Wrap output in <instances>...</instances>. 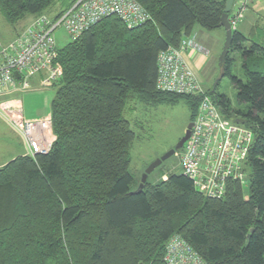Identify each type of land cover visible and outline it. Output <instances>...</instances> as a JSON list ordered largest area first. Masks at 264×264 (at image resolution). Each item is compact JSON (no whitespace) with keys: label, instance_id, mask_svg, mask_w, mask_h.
Returning <instances> with one entry per match:
<instances>
[{"label":"trees","instance_id":"trees-1","mask_svg":"<svg viewBox=\"0 0 264 264\" xmlns=\"http://www.w3.org/2000/svg\"><path fill=\"white\" fill-rule=\"evenodd\" d=\"M57 1L0 0V14L14 28ZM134 1L150 22L128 29L109 17L58 49L52 150L0 167V264H164L173 236L204 264H264V48L245 47L249 40L233 32L223 77L231 81L237 108L201 84L226 119L252 132L244 163L248 200L239 182H228L224 196L211 199L182 174L153 185L148 176L143 190L131 193L135 134L125 107L185 100L194 121L201 96L159 91L157 59L196 28L222 30L225 3ZM230 53L240 54L244 81L232 75Z\"/></svg>","mask_w":264,"mask_h":264},{"label":"built area","instance_id":"built-area-1","mask_svg":"<svg viewBox=\"0 0 264 264\" xmlns=\"http://www.w3.org/2000/svg\"><path fill=\"white\" fill-rule=\"evenodd\" d=\"M244 4L229 16L231 30L242 20ZM116 17L128 29L140 27L151 17L134 0H74L66 9L48 16L34 17L12 41L0 43V118L23 140L26 156L47 155L55 136L50 116L25 119L21 108L10 98L39 87L53 88L61 78L55 33L63 29L70 41L77 39L103 19ZM191 39H184L178 49L168 48L157 59L156 88L177 95H199L197 113L187 141L178 152V167L194 188L211 199H220L228 182H246L244 163L253 141L252 132L226 119L201 83L181 57L192 49ZM18 75L17 79L15 75ZM164 264H204L202 258L180 237L173 236L166 246Z\"/></svg>","mask_w":264,"mask_h":264},{"label":"rangeland","instance_id":"rangeland-1","mask_svg":"<svg viewBox=\"0 0 264 264\" xmlns=\"http://www.w3.org/2000/svg\"><path fill=\"white\" fill-rule=\"evenodd\" d=\"M70 1L71 0H58L45 12V14L49 16L60 12L64 7L68 6ZM234 12L235 10L232 11V14ZM31 18V16H26L24 20L12 28L5 23L0 14V43L12 41L24 30ZM199 31L207 35L212 42L213 39H217L219 35L217 30L207 32L199 28ZM259 37L260 34L256 33L248 39V42H250V44L252 42L256 44ZM55 39L59 49L64 48L70 42V38H68L63 29L56 31ZM223 43L224 40L222 39L218 44L220 53L222 52ZM229 56L232 60V75L244 81L240 54L230 53ZM261 62L264 63V58L261 59ZM202 83L205 90L212 91L214 89L216 94L228 98L231 107L237 108L235 103L236 93L231 86V81L227 77H220L217 61L214 64L212 72L203 78ZM47 93L50 95V98L54 96V90L52 89L47 90ZM14 106L18 107L16 105ZM189 113V108L185 100H177L174 103H164L158 106L146 105L137 101L136 103L133 102L126 105L123 116L129 122L135 134V140L130 150V164L128 169V173L133 181L131 193L137 190L142 175L148 165L174 148L183 137L187 125L191 123L189 122ZM21 116H23L22 108ZM12 131L14 130L0 118V164L10 160L9 158L15 156V154H18V148L22 150L21 137ZM180 151H177L174 156L163 162L149 175V184H156L169 174H181L177 159V154ZM19 154H21V152ZM248 181L249 180L242 184V195L245 200L249 198Z\"/></svg>","mask_w":264,"mask_h":264},{"label":"crops","instance_id":"crops-1","mask_svg":"<svg viewBox=\"0 0 264 264\" xmlns=\"http://www.w3.org/2000/svg\"><path fill=\"white\" fill-rule=\"evenodd\" d=\"M241 3L244 4L245 11L242 20L237 25L236 32L245 36L247 39H250L256 33H259L260 37L256 44L264 48V0H235L232 11L236 10ZM54 14L49 16H53ZM32 20L33 18H31L27 26ZM217 32L219 35L217 39H213L212 42L207 35L199 31V28H196L190 38L194 43V47L181 54L187 67L192 71L193 75L201 84H203V78L212 72L217 57L220 55L218 44L222 39H225L223 30H217ZM249 44L250 42H247L245 47H248ZM39 82V79H32L31 84L33 89L26 93L13 94L8 98V100L10 99L14 105L22 108L25 119H37L43 116H50V104L54 96L50 98L47 90L54 89L40 88ZM20 140L22 143V150L18 148V154H15V156L9 158L10 160L0 164V167L6 165V163H9L17 157L26 156L24 142L21 138ZM20 152L21 154H19Z\"/></svg>","mask_w":264,"mask_h":264},{"label":"water","instance_id":"water-1","mask_svg":"<svg viewBox=\"0 0 264 264\" xmlns=\"http://www.w3.org/2000/svg\"><path fill=\"white\" fill-rule=\"evenodd\" d=\"M235 0H225L224 3V9L220 18V23L218 25V28H221L224 31L225 34V39L223 43V48L222 52L220 53L217 62H218V70L220 73V77H223L224 75V67H225V58L230 50L231 47V41L233 37V31L230 28V24L228 22L229 14L231 13L232 7L234 5ZM15 77L18 79L19 76L16 74ZM192 123H189L185 129L183 137L178 141V143L175 145L174 148L169 150L167 153H165L163 156L160 158L156 159L153 161L148 167L145 169L142 179L140 181V185L138 186L137 190L134 193H140L144 185L147 181L148 176L153 173L155 169H157L163 162L167 161L170 159L174 154L181 150L184 143L187 141L190 135V130L192 128Z\"/></svg>","mask_w":264,"mask_h":264},{"label":"clouds","instance_id":"clouds-1","mask_svg":"<svg viewBox=\"0 0 264 264\" xmlns=\"http://www.w3.org/2000/svg\"><path fill=\"white\" fill-rule=\"evenodd\" d=\"M233 8V7H232ZM232 11V10H231ZM231 14V13H230ZM230 14H229V16H230ZM228 20H229V18H228ZM193 124V123H192ZM182 150V149H181ZM163 179H166V177L165 178H163Z\"/></svg>","mask_w":264,"mask_h":264},{"label":"flooded vegetation","instance_id":"flooded-vegetation-1","mask_svg":"<svg viewBox=\"0 0 264 264\" xmlns=\"http://www.w3.org/2000/svg\"><path fill=\"white\" fill-rule=\"evenodd\" d=\"M192 123V122H191Z\"/></svg>","mask_w":264,"mask_h":264}]
</instances>
